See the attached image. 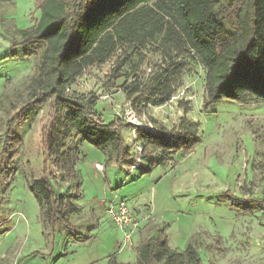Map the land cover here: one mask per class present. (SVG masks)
I'll return each mask as SVG.
<instances>
[{"label": "rangeland", "instance_id": "374dc122", "mask_svg": "<svg viewBox=\"0 0 264 264\" xmlns=\"http://www.w3.org/2000/svg\"><path fill=\"white\" fill-rule=\"evenodd\" d=\"M37 3L0 0V135L11 129L23 143L14 158L10 150L0 160V264H108L112 254L120 263L132 262L145 223L142 238L155 233L153 225L165 228L172 248L184 250L193 244L203 264H264V101L223 100L206 107V71L194 59H182L190 71L169 102L144 113L135 110L140 119L171 128L188 106L187 116L198 128L192 148L171 152L162 164L157 163L162 152L143 158L131 172L126 164L106 166L101 150L74 138L69 145H80L82 176V196L76 200L80 208L69 217L75 230L43 224L29 181L43 177L45 144L56 137L66 112L57 114L48 103L29 119L10 123L32 100L27 86L36 58L25 56L23 47L13 42L20 38L18 30L41 17ZM157 46L144 49L147 59L138 71L140 79L162 61ZM121 54L118 50L105 64L89 68L68 90L77 96L95 93L96 109L106 123L120 117L129 104L123 88L131 69ZM118 67L122 76L111 82L112 70ZM131 129H124V137L133 149ZM136 152L134 148V156ZM97 162L105 165L103 171L95 168ZM48 172L58 170L49 163ZM116 195L140 212L138 228L129 238L106 211L104 200ZM249 204L251 211L245 209ZM75 232L83 239H76Z\"/></svg>", "mask_w": 264, "mask_h": 264}, {"label": "trees", "instance_id": "16d2710c", "mask_svg": "<svg viewBox=\"0 0 264 264\" xmlns=\"http://www.w3.org/2000/svg\"><path fill=\"white\" fill-rule=\"evenodd\" d=\"M37 6L41 17L18 30L20 38L13 42L23 47L25 56L36 58L27 86L32 100L10 123L29 119L48 103L55 113L66 112L56 137L45 144L43 177L29 181L44 225L75 230L69 217L80 208L76 200L82 196L81 150L80 145L70 146L71 140L79 137L97 147L105 154L106 166L135 164L134 148L124 137V129L134 125L119 116L106 123L96 109L95 93H68L89 68L105 64L118 50L121 61L131 69L123 88L127 102L140 113L172 99L190 71L183 58L198 60L206 71V107L223 100L264 101V0H38ZM148 44H158L162 61L150 76L140 79L138 71L147 59ZM121 76V68H114L110 81ZM184 111L171 128L160 125L156 132L139 130L143 158L162 152L157 162L162 164L171 152L192 148L198 141V128L187 116L190 108L185 106ZM22 144L11 129L1 134L0 160L10 150L14 158ZM49 163L58 173L48 172ZM63 186H68L67 191ZM243 189L253 191L252 187ZM252 208L245 206L248 211ZM153 228L155 234L136 247L135 262L120 263L117 254H112L108 264H203L193 244L174 249L165 228ZM75 238L83 236L75 232Z\"/></svg>", "mask_w": 264, "mask_h": 264}, {"label": "built area", "instance_id": "2783aa9c", "mask_svg": "<svg viewBox=\"0 0 264 264\" xmlns=\"http://www.w3.org/2000/svg\"><path fill=\"white\" fill-rule=\"evenodd\" d=\"M120 117L127 121V123H131L134 126L131 127L132 135H133V147L136 149V158L135 164L130 166L131 172L137 169L143 160V146L138 141L139 139V130L140 129H150L153 132L158 131V126H155L149 120H142L140 116L136 113L131 103L125 108L123 114ZM95 168L103 171L105 169V165L103 163L97 162L95 163ZM104 203L106 204V211L109 214L111 220L120 228L125 230L127 237L129 238L138 228V217L135 210L130 206L127 199L121 197L120 195H116L112 199H105Z\"/></svg>", "mask_w": 264, "mask_h": 264}, {"label": "crops", "instance_id": "0c3cea01", "mask_svg": "<svg viewBox=\"0 0 264 264\" xmlns=\"http://www.w3.org/2000/svg\"><path fill=\"white\" fill-rule=\"evenodd\" d=\"M106 187H107V189H108V185H106ZM105 190V192H107L108 190ZM136 212V214H140V212L139 211H135ZM144 226L141 228V230H139V232H138V242L140 243L142 240H144V239H147V238H149L150 236H148V237H144V238H142L143 236H144V233H142V232H144V230H145V227L147 226V223H145V224H143ZM154 226V225H153ZM147 228V227H146ZM153 234H155V233H153ZM152 236V235H151ZM142 238V239H141ZM139 243H137V246H138V244ZM136 246V247H137ZM136 261V259L134 260V261H132V262H135ZM123 263H126V262H123Z\"/></svg>", "mask_w": 264, "mask_h": 264}]
</instances>
